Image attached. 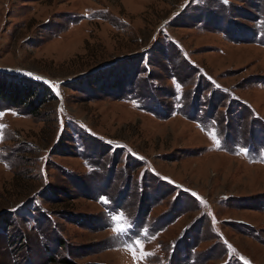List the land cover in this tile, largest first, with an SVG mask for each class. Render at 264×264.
I'll list each match as a JSON object with an SVG mask.
<instances>
[{
	"label": "rangeland",
	"instance_id": "rangeland-1",
	"mask_svg": "<svg viewBox=\"0 0 264 264\" xmlns=\"http://www.w3.org/2000/svg\"><path fill=\"white\" fill-rule=\"evenodd\" d=\"M0 264H264V0H0Z\"/></svg>",
	"mask_w": 264,
	"mask_h": 264
},
{
	"label": "snow or ice",
	"instance_id": "snow-or-ice-1",
	"mask_svg": "<svg viewBox=\"0 0 264 264\" xmlns=\"http://www.w3.org/2000/svg\"><path fill=\"white\" fill-rule=\"evenodd\" d=\"M216 143H217V146H219L220 141L217 140ZM102 201L105 202V203H107V201L104 200L103 198H102ZM113 219H114V220H121V221H123L125 218L121 215V216H119V217H113ZM114 231H115V232H122V231H124V226H123V224H120L119 226L115 227V228H114ZM137 244H139L138 241H137Z\"/></svg>",
	"mask_w": 264,
	"mask_h": 264
}]
</instances>
